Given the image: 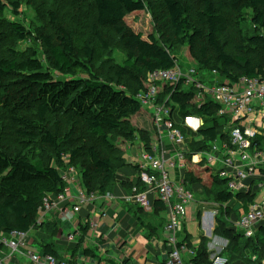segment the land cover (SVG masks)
Wrapping results in <instances>:
<instances>
[{
	"label": "trees",
	"instance_id": "1",
	"mask_svg": "<svg viewBox=\"0 0 264 264\" xmlns=\"http://www.w3.org/2000/svg\"><path fill=\"white\" fill-rule=\"evenodd\" d=\"M21 2L0 0V17L7 11L19 16ZM90 4L95 25L112 29L125 54L123 64L110 69L113 72L110 78L103 79L93 71L94 50L90 46L84 45L79 55L76 53L72 31L59 26L52 13L48 16L56 30L54 37L31 34L20 23H9L2 36L5 41L8 36L19 42L31 41V46L24 52L7 48V56L0 58V114L18 144L16 150H7L0 131V234L27 233L39 226L36 219L43 200L63 190L59 170L65 167L62 157L66 153L87 192L112 193L116 174L124 167L125 159L124 152L116 149L111 140L133 142L137 135L146 147L144 150L150 151V129L147 124L136 127L132 118H144L153 126L146 108L137 99L141 93L146 95L145 81L149 75L179 66L173 56L176 45L185 47L189 61L198 66L197 75L212 77L215 73L219 80L229 82L264 77V0H90ZM144 11L153 19V31L147 37L125 25L128 17H137ZM249 12L252 25L249 33L239 28V44L234 46L237 53L226 54L220 38L228 33L229 16L239 23L236 20H245ZM99 42L105 45L102 39ZM181 90L180 84L165 85L157 103L168 98L167 105L181 118L196 116L205 120L216 113L217 107L210 102L191 104V89ZM55 116L64 118L69 128L64 138L50 126ZM223 123L216 119L214 126L200 129L197 133L200 140L189 144L191 152L203 150L220 137ZM78 127L97 142L76 146L73 136ZM189 160L188 157L185 162L188 181L199 184L209 194L218 183L217 178L208 167ZM134 182L138 190L143 189L135 179L129 182V190L132 191ZM210 196L218 204L232 199L226 190ZM252 202V197L244 198L246 209ZM154 207L157 211L164 210L159 201ZM215 233L228 241L229 264L237 260L262 264L264 227L258 229L254 239L243 243L242 235L232 232L221 221L217 222ZM3 249L0 245V251ZM249 250L255 260L239 255V251ZM194 251L192 264H211L203 247ZM42 254L57 258L48 245L42 247Z\"/></svg>",
	"mask_w": 264,
	"mask_h": 264
},
{
	"label": "built area",
	"instance_id": "2",
	"mask_svg": "<svg viewBox=\"0 0 264 264\" xmlns=\"http://www.w3.org/2000/svg\"><path fill=\"white\" fill-rule=\"evenodd\" d=\"M212 75L210 79L204 80L198 77L195 70L187 69L183 72L177 65L168 70L157 71L148 76L147 82L152 88L144 96L146 102L141 101V105L151 111L153 125L160 136L164 134L165 141L175 146H186L193 140H200L198 137L192 138L191 134L214 126L216 119L224 122L220 137L204 146L201 151L193 153L189 147L186 149L187 154L171 152L167 158V152L162 146L163 139L159 137L149 152L143 150L136 163L139 169L137 168L135 179L143 189L138 190L137 183L134 182L131 196L126 201L146 210L149 209V196H154L163 205L167 216L164 224V239L168 246L166 264H192L191 261L195 258L194 249L189 248L186 241L178 236L194 196L184 183H175L169 175L174 166L186 170L185 162L189 156L191 163L206 165L229 194L254 197L260 192L259 199L248 204L246 211L234 224L235 231L240 232L243 239H254L258 228L264 223V77L240 78L237 82H229L219 80L215 73ZM158 84L173 87L180 84L181 91L184 92L191 89L193 102H210L217 107V111L205 120L187 116L180 117L178 122L174 118L175 112L166 103L168 98L157 103L160 91ZM65 161L63 159L65 167L59 170L63 190L50 194L43 200L36 219L39 225L53 214L58 215L61 222L72 224L84 208L101 200L114 201L111 193L87 192L82 187L79 173L74 167L67 166ZM96 216L100 219L105 215L100 209ZM96 221L88 220L92 230L97 227ZM77 234L73 225L64 237L65 245L72 246L78 240ZM28 239L29 232L0 234V245L11 256L25 257L33 264H68L52 255L31 250L28 248ZM227 263L228 260L224 258L211 261V264Z\"/></svg>",
	"mask_w": 264,
	"mask_h": 264
},
{
	"label": "crops",
	"instance_id": "3",
	"mask_svg": "<svg viewBox=\"0 0 264 264\" xmlns=\"http://www.w3.org/2000/svg\"><path fill=\"white\" fill-rule=\"evenodd\" d=\"M145 110L152 117L151 111ZM174 118L178 122L181 119L177 112L174 113ZM149 131L152 136L151 146L156 144L159 137L163 139L162 146L167 152V158H169L168 153L171 152L187 154L186 149L189 145L175 146L165 141L164 134L160 136V132L156 133L154 129ZM136 143L142 146L140 140L134 142L132 146H127L124 153V167L116 174L111 191L114 201L101 200L93 206L84 208L79 216H76V222L72 224L61 222L56 214L46 217L35 230L29 231L28 248L42 253V247L48 245L57 258L68 264H166L168 246L164 239V224L167 216L164 210L155 209L157 198L149 196V209L146 210H141L132 202L126 201L131 196L129 182L135 179L136 162L144 150L139 145H135ZM189 158L191 159L190 156ZM169 175L172 181L184 183L193 193L194 199L188 208V213L190 218L199 222L196 237L189 235L184 228L187 218L178 236L188 241L190 247L194 249L203 247L210 261L215 255H229L228 241L215 233L217 222L221 221L232 232L241 234L235 231L234 224L246 211L244 198L249 196L230 194L232 197L230 201L218 204L210 195L220 190L225 191L222 183L217 181L218 183L214 184L210 193L207 194L199 184H191L188 181L185 169L174 166L170 169ZM220 184L222 186H219ZM199 194L208 200L204 201L205 204L201 203L200 199H195ZM259 196L260 192L252 197V200H258ZM100 209L105 216L102 218L99 216L100 219H98L96 215ZM90 219L97 220V227L93 230L88 223ZM73 225L78 233V240L72 246L65 245L64 237ZM263 225L264 223L261 226ZM244 240H241L242 243L245 242ZM0 262L1 264H33L25 257L11 256L6 249L0 251ZM232 264H241V262L235 261Z\"/></svg>",
	"mask_w": 264,
	"mask_h": 264
},
{
	"label": "rangeland",
	"instance_id": "4",
	"mask_svg": "<svg viewBox=\"0 0 264 264\" xmlns=\"http://www.w3.org/2000/svg\"><path fill=\"white\" fill-rule=\"evenodd\" d=\"M21 9L19 11V16H14L12 12H5L3 17H0V58L7 56V48L13 49L19 52H24L29 50L31 46V41L29 42H19L15 38H11L10 36L7 37V41L2 38L4 34L7 32L9 27V23H20L22 26L31 34L34 33H43L48 36L55 35L56 30L53 28L51 24V18L48 16V13H52L58 21L59 26L65 29L68 32L72 31V42L76 53L79 55V51L83 48V46L88 45L90 49L94 50V54L91 59V66L94 72L98 76L103 79L110 78L113 74L111 68L115 66L122 65L125 60V54L119 48L117 35L114 33L112 29H103L97 27L94 23V9L90 4V0H21ZM251 17V12L248 13L245 20H239L235 22L233 17L229 16V30L228 33L220 38V44L224 48V52L230 55H236V51L234 50V46L239 44L238 32L239 28L246 29V32L249 33V29L251 28V23L249 22V18ZM152 21L151 15L147 13V11L142 12L137 17H128L125 21V25L132 29L134 32L142 33L145 37H147L152 31ZM238 26V27H237ZM3 34V35H2ZM158 36V35H157ZM102 39L105 42L103 45L100 41ZM29 48V49H28ZM185 47L182 45H176L173 50V56L177 58L179 63V68L185 72L187 69H193L196 72L197 65L190 62L185 55ZM43 56V61L45 62V56ZM45 64H47L45 62ZM199 76H207L208 74H198ZM145 87L148 90L152 88V86L145 81ZM159 94L161 95V90L165 86L161 84ZM140 103L141 101L146 102L142 93L138 97ZM191 104H197V102H191ZM149 110V109H147ZM149 120V119H148ZM147 120V121H148ZM150 121L153 122V118L150 116ZM132 122L136 127L139 125L147 124L148 129L155 130L158 133V129L155 126H149L148 122L144 118H132ZM206 125L209 123L206 122ZM51 128H55L59 131L60 137L64 138L65 135L68 134L69 128L66 126L64 118L60 116H55L51 118L50 121ZM153 128V129H152ZM138 129V128H137ZM0 131H1V138L2 144L6 147L9 151H14L17 149L18 144L15 141V138L12 136V132L9 129L8 122L5 121L4 115L0 114ZM193 134H191L192 136ZM190 137V136H189ZM194 139L198 137V134L192 136ZM76 146H82L81 144L87 143H96L95 139H91L83 129L78 127V131L75 130L74 136ZM139 137L136 135L135 140L124 142L121 138H116L115 140H111L113 145H115L116 149H119L121 152L125 153L127 146H132L134 142H138ZM135 145H139L142 149L146 148L141 146L139 143ZM62 159H65L67 162V166L70 167L69 164V154L66 153L63 155ZM188 160V158H187ZM137 163V162H136ZM80 165V161L77 162V169ZM136 169H139V166L136 164ZM201 167L206 168V165H202ZM80 174V173H79ZM81 176V175H80ZM93 183L97 182V178L92 180ZM218 186V184H217ZM219 186H222L220 184ZM191 188V186H190ZM201 198H200V196ZM195 197L196 200L200 199L201 203H206L204 201H208L206 197L202 194H199ZM207 198H209L207 196ZM190 207V206H189ZM188 207V208H189ZM187 220L185 222L184 228H186V232L193 237L197 236L198 232V225L199 222L196 221L194 218H190L189 213L187 212ZM165 235V232H164ZM4 252V251H3ZM5 253V252H4ZM227 253V252H225ZM242 254L243 256H249V258H254L253 254L248 251L240 252L239 255ZM216 258H224L229 261L230 256L225 254L215 255L213 259ZM211 260V261H212ZM210 261V262H211ZM243 263L241 260H237ZM1 263V262H0ZM229 264V263H227Z\"/></svg>",
	"mask_w": 264,
	"mask_h": 264
},
{
	"label": "water",
	"instance_id": "5",
	"mask_svg": "<svg viewBox=\"0 0 264 264\" xmlns=\"http://www.w3.org/2000/svg\"><path fill=\"white\" fill-rule=\"evenodd\" d=\"M1 264V263H0Z\"/></svg>",
	"mask_w": 264,
	"mask_h": 264
}]
</instances>
